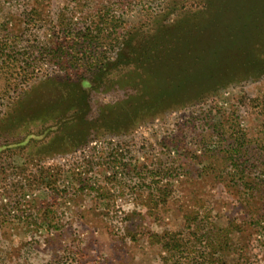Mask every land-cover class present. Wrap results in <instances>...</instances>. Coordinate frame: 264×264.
<instances>
[{"label": "rangeland", "instance_id": "rangeland-1", "mask_svg": "<svg viewBox=\"0 0 264 264\" xmlns=\"http://www.w3.org/2000/svg\"><path fill=\"white\" fill-rule=\"evenodd\" d=\"M263 6L0 0V264H264Z\"/></svg>", "mask_w": 264, "mask_h": 264}, {"label": "trees", "instance_id": "trees-1", "mask_svg": "<svg viewBox=\"0 0 264 264\" xmlns=\"http://www.w3.org/2000/svg\"><path fill=\"white\" fill-rule=\"evenodd\" d=\"M264 9V6H263ZM255 10H256V6H255ZM64 29L67 30V28L64 26ZM182 31L179 32H175V33H170V35L168 37H166V40H168L169 42L166 45H181L179 44L180 38H178V35L181 33ZM200 34H204V30L200 31ZM206 38V37H205ZM203 38V39H205ZM82 42L84 43V35L81 36ZM162 39V38H161ZM160 39V40H161ZM202 38L200 39H194L192 40V43L188 42V40L186 41V39H184L183 44L182 45H198L199 43H203L205 40H203ZM155 45H160L158 43H154V42H150L148 43V54L154 58L157 53L159 52V50H157V47ZM189 51L191 50V47H188ZM180 51V53H179ZM178 51V55H176L175 53L173 55H169L167 57L169 63L166 64L168 71L173 72L175 71L177 73V75L170 80L168 83H166L165 88H167V86L173 91L175 92V95H183L181 94V91H184L185 88H188L190 86V88H198V93H202L203 91L207 90V89H211L214 88V84H211V80L209 79L210 71L212 70V66L211 65H204L202 64V62H210L209 61H201V63L198 65V68L195 69V72H199V75L193 76L192 74L195 73L194 70L190 72V70L187 69H183L185 67L190 66L189 62H187L186 56H185V51H183V48L181 50ZM208 51V50H207ZM205 52V51H202ZM170 53V52H168ZM181 61L183 62V65L178 67V70H176V65L178 64V62ZM182 72L179 76L178 73ZM191 88V89H192ZM168 89V88H167ZM174 95V94H171Z\"/></svg>", "mask_w": 264, "mask_h": 264}]
</instances>
